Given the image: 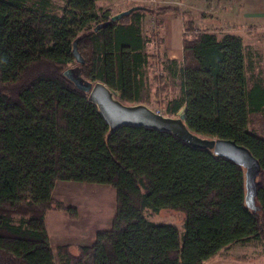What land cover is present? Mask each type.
Instances as JSON below:
<instances>
[{
    "label": "trees",
    "instance_id": "16d2710c",
    "mask_svg": "<svg viewBox=\"0 0 264 264\" xmlns=\"http://www.w3.org/2000/svg\"><path fill=\"white\" fill-rule=\"evenodd\" d=\"M168 13L183 18L181 62L163 55ZM113 15L98 0H0V264H207L232 245H264V138L249 126L251 113L264 109V80L249 85L242 36L198 29L184 4L163 0ZM148 18L153 25L143 30ZM76 66L127 104L145 103L146 85L161 101L162 71L178 77L180 94L167 113L185 107L193 132L250 150L261 165L259 209L247 206L246 169L232 159L170 132L126 126L111 133L88 93L64 74ZM59 180L115 188L112 226L92 244L52 247L47 212L78 215L53 196ZM162 209L184 213L183 232L151 220Z\"/></svg>",
    "mask_w": 264,
    "mask_h": 264
},
{
    "label": "rangeland",
    "instance_id": "374dc122",
    "mask_svg": "<svg viewBox=\"0 0 264 264\" xmlns=\"http://www.w3.org/2000/svg\"><path fill=\"white\" fill-rule=\"evenodd\" d=\"M109 2L108 0H98L99 5L103 4L111 6L113 12L117 10V7L121 6L120 2L117 0H114L111 3ZM235 2L237 1L228 0V10L231 11L234 9L232 6H234ZM210 3L215 6L213 0H211ZM216 10L217 6L216 9L214 8V10L211 11L212 13L210 12L208 14H217L218 10ZM228 14L231 15V12H228ZM229 15L227 16L228 20ZM233 18L234 15L232 14L231 19ZM228 24L229 22L225 21L220 24L214 23L213 26H217L214 28L217 31H233L242 36L245 46L249 85H252L253 77L255 79L260 77L264 80V18H245L244 20L240 17L236 18V24L233 28L228 27ZM145 29L146 26L144 27V30ZM156 50L155 45L147 46V51L149 52H156ZM250 54L254 55L253 71L250 70L248 63L250 62ZM163 55L164 58H166L165 52H163ZM159 67L154 64L151 70L158 69ZM159 69H161V67ZM162 73L167 77V82H165L166 90L162 94L161 101L154 96L155 90L154 88L152 89L150 85H146L143 89L142 96L145 104L149 105L159 113L169 115L166 111V107L169 100L179 96L180 79L172 76L169 70H165V72L162 71ZM176 114L170 116H176ZM249 126L252 131L258 134V136L264 138V109L260 112L251 113ZM53 196L62 199L67 205L75 206L78 210L76 219H79V223L83 225L78 226V229H75L74 226H71L72 220L67 213L53 210L48 211L46 225L51 235L54 249L56 247L54 239L59 243L68 242L65 240H71L73 238L72 242H74V244H80L78 242L80 241V238L83 237L86 245L92 244L96 239V233L98 230L108 229L112 226V219L117 207L116 190L113 186L108 184L59 180L54 188ZM151 220L155 222L171 223L176 225L181 232L184 230V213L182 211L162 209L159 213L151 216ZM83 231H86V233H83ZM72 234L74 235L72 236ZM262 244L263 243H260L258 240H253L245 245H237L229 251L222 250L217 257H229L233 255L236 260L240 257L241 261L254 260L256 258L259 259L260 256L264 254Z\"/></svg>",
    "mask_w": 264,
    "mask_h": 264
},
{
    "label": "water",
    "instance_id": "95a60500",
    "mask_svg": "<svg viewBox=\"0 0 264 264\" xmlns=\"http://www.w3.org/2000/svg\"><path fill=\"white\" fill-rule=\"evenodd\" d=\"M135 8L138 6L120 11L114 14L111 19L116 21ZM73 53L76 61L83 64L84 59L78 51L76 42ZM64 74L78 88L88 93L89 100L97 105L111 133L126 126L170 132L194 148L212 151L215 155L225 156L242 165L246 169V204L254 211L259 209L255 197L257 192L256 178L260 174L261 165L248 148L234 140L210 138L193 132L186 124L185 107H182L176 116L164 115L142 102L133 104L123 102L119 98V92L110 89L103 81L90 82L85 79L79 66L65 70Z\"/></svg>",
    "mask_w": 264,
    "mask_h": 264
},
{
    "label": "crops",
    "instance_id": "0c3cea01",
    "mask_svg": "<svg viewBox=\"0 0 264 264\" xmlns=\"http://www.w3.org/2000/svg\"><path fill=\"white\" fill-rule=\"evenodd\" d=\"M117 1L120 2L121 0H117ZM178 1H181L184 4L185 8H188L192 11L195 18V25L196 28L198 29L199 28L214 29L215 27H217L215 25L213 26L214 23L220 24L225 21L229 22L228 27L233 28L234 25L236 24V18H240V17L243 18L244 20L245 18H254V19L264 18V0H239V1L236 0L237 2H235L234 6H232V8L234 9H232L231 11L228 10V0H213L215 2V6L213 8H211V3H210L211 0H178ZM146 3L147 2L144 0L121 1L120 2L121 6L117 7V10L114 11V14L129 9L128 7L140 6ZM216 6L218 10L217 14L214 15L208 14L212 10H214V8L216 9ZM228 12H231V15L232 14L234 15L233 19H231V15H229ZM228 15H229V20L227 18ZM163 19H164V25L161 28L160 34L163 37V50L166 54V58L169 60H177L178 62H181L183 59V35L185 30L183 18L175 13H168L163 16ZM142 24H143V30L145 26H146L145 30L150 29L151 26L153 25V19L148 18ZM53 211H57V210H53ZM76 218L74 219L71 218L72 220L71 226H74L75 229H78V226H83V225L80 224L79 223L80 221H78L79 219ZM83 233H86V231H83ZM74 234H72V236ZM49 237H50L51 245L53 247V242L50 233H49ZM72 239L65 240L68 242L58 243L56 242L55 239L54 241L57 247L58 245H63V244H74V242H72ZM78 243L80 244H74V245H86L83 237L80 238V241ZM245 244L247 243L232 245L228 247L227 251L232 250L237 245H245ZM207 264H264V254L261 255L259 259L256 258L254 260H247V261L244 260L241 261L239 259L236 260L235 256L233 255L229 257L219 256Z\"/></svg>",
    "mask_w": 264,
    "mask_h": 264
},
{
    "label": "built area",
    "instance_id": "2783aa9c",
    "mask_svg": "<svg viewBox=\"0 0 264 264\" xmlns=\"http://www.w3.org/2000/svg\"><path fill=\"white\" fill-rule=\"evenodd\" d=\"M145 1H147V2H149V3H153V4H155V3H157V2H160L161 0H145ZM163 2L174 3V4H177V5H179V6H183V3H182L181 1H169V0H163Z\"/></svg>",
    "mask_w": 264,
    "mask_h": 264
}]
</instances>
